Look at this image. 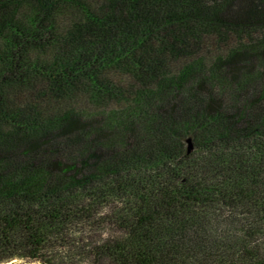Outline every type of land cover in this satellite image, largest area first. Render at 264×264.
Returning <instances> with one entry per match:
<instances>
[{
    "label": "trees",
    "instance_id": "trees-1",
    "mask_svg": "<svg viewBox=\"0 0 264 264\" xmlns=\"http://www.w3.org/2000/svg\"><path fill=\"white\" fill-rule=\"evenodd\" d=\"M11 261L264 264V0H0Z\"/></svg>",
    "mask_w": 264,
    "mask_h": 264
},
{
    "label": "water",
    "instance_id": "water-1",
    "mask_svg": "<svg viewBox=\"0 0 264 264\" xmlns=\"http://www.w3.org/2000/svg\"><path fill=\"white\" fill-rule=\"evenodd\" d=\"M186 143H187V152H188V154L193 153L194 150H195V147H194V143H193L192 138H188L186 140Z\"/></svg>",
    "mask_w": 264,
    "mask_h": 264
},
{
    "label": "clouds",
    "instance_id": "clouds-1",
    "mask_svg": "<svg viewBox=\"0 0 264 264\" xmlns=\"http://www.w3.org/2000/svg\"><path fill=\"white\" fill-rule=\"evenodd\" d=\"M13 262H14V261H11L10 264H13ZM15 262H16V261H15ZM16 264H17V262H16Z\"/></svg>",
    "mask_w": 264,
    "mask_h": 264
},
{
    "label": "rangeland",
    "instance_id": "rangeland-1",
    "mask_svg": "<svg viewBox=\"0 0 264 264\" xmlns=\"http://www.w3.org/2000/svg\"><path fill=\"white\" fill-rule=\"evenodd\" d=\"M14 264H16V263H14Z\"/></svg>",
    "mask_w": 264,
    "mask_h": 264
},
{
    "label": "bare ground",
    "instance_id": "bare-ground-1",
    "mask_svg": "<svg viewBox=\"0 0 264 264\" xmlns=\"http://www.w3.org/2000/svg\"><path fill=\"white\" fill-rule=\"evenodd\" d=\"M14 264V263H13Z\"/></svg>",
    "mask_w": 264,
    "mask_h": 264
}]
</instances>
